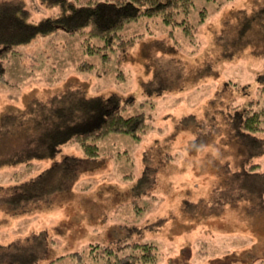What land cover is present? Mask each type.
<instances>
[{"label": "rangeland", "instance_id": "rangeland-1", "mask_svg": "<svg viewBox=\"0 0 264 264\" xmlns=\"http://www.w3.org/2000/svg\"><path fill=\"white\" fill-rule=\"evenodd\" d=\"M23 1L29 21L57 12L40 0ZM263 11L264 0H192V34L184 35L180 26L164 24L158 16L142 17L121 30V35L142 36L124 54L108 51V59L89 51L102 41L85 32L58 30L19 45L18 54L4 61L13 85L0 82V116L23 110L29 100L78 86L89 96H131L135 105L122 114L143 113L147 131L138 140L125 135L105 139L98 158L81 159L70 189L57 193L56 204L31 214L0 212V246L17 252L27 246L24 236L43 228L54 244H48L46 258L36 264L83 250L88 243L115 245L123 239L153 243L155 264H264V206L253 213L255 201L236 198L223 211H212L226 168L235 170L241 161L239 142L227 140L221 127L195 146L191 124L182 123L189 115L198 122L210 117L221 122L232 101L241 104L255 97L257 77L264 72V36L258 26ZM223 31L230 39L242 32L243 46H231L226 54L220 44ZM165 63L169 65L160 70L169 78L158 88L146 87L157 66ZM259 137L264 139V134ZM66 154L81 155L77 146L59 157ZM251 161L264 170V153ZM47 164L0 168V184L27 178ZM146 167L154 181L134 194L132 187ZM185 200L201 204L188 211ZM53 264L77 262L65 257Z\"/></svg>", "mask_w": 264, "mask_h": 264}, {"label": "trees", "instance_id": "trees-1", "mask_svg": "<svg viewBox=\"0 0 264 264\" xmlns=\"http://www.w3.org/2000/svg\"><path fill=\"white\" fill-rule=\"evenodd\" d=\"M44 6L57 8L53 15L39 20H28L29 9L23 0H0V82L13 85L6 75L4 61L17 55V47L35 38L58 30L68 35L85 32L88 38H98L101 47L89 46L92 53H100L108 59V51L127 48L137 42L142 35H121L123 27L142 17H160L167 25H178L184 35H190L196 27L188 19L192 0H40ZM261 13H264L261 12ZM182 15L180 21L177 17ZM260 34L264 36V18L259 21ZM248 27V22L241 23ZM240 26V25H239ZM242 31V28H241ZM224 37L220 42L224 52L232 46L242 47L244 35ZM167 62V61H163ZM86 66V64L82 63ZM167 63L154 68L157 71L145 83L158 88L169 78L162 70ZM92 65L86 67L90 68ZM82 68V66H81ZM155 69V70H156ZM123 72L121 71V75ZM125 77V75L123 74ZM162 79H161V78ZM258 86L255 97L237 104L232 101L224 114L223 121L215 117L207 122L194 120L193 115L184 117L182 123L191 124L195 137L192 144L201 145L221 127L225 128L226 139L239 142L242 153L238 167L226 168L227 178L214 192L212 211H223L224 205L237 198L255 201L250 209L255 213L263 208L264 170L251 158L264 153V72L257 77ZM135 105L131 96L121 97L116 93L108 96H89L78 86H68L50 98L27 102L23 110H12L0 116V168L7 166H33L34 161L47 165L27 178H16L6 185L0 184V212L5 215L31 214L56 204L57 193L70 189L81 159L98 158L101 144L110 135H125L138 140L147 129V118L143 113L124 116L128 107ZM141 105H143L141 103ZM222 125H221V124ZM119 137V136H117ZM77 146L80 157L72 154L60 155L69 148ZM13 167V168H14ZM151 169L146 167L133 185L134 194L143 193L151 184ZM224 191V192H223ZM222 193V195H221ZM225 195V197L223 196ZM190 201V200H189ZM184 201L185 210L197 209L201 203ZM215 209V210H214ZM27 246L19 247L17 252L9 245L0 246V262L10 264H36L46 258L48 244H54L42 228L30 236H24ZM29 241V242H27ZM80 251H70L51 258L47 264L71 257L77 264H155L156 248L151 242L118 241L115 245L99 242L88 243Z\"/></svg>", "mask_w": 264, "mask_h": 264}]
</instances>
